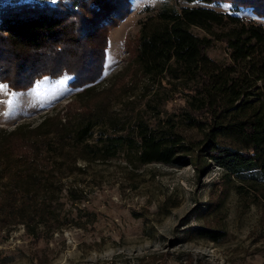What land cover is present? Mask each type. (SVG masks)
<instances>
[{
    "label": "trees",
    "instance_id": "16d2710c",
    "mask_svg": "<svg viewBox=\"0 0 264 264\" xmlns=\"http://www.w3.org/2000/svg\"><path fill=\"white\" fill-rule=\"evenodd\" d=\"M175 3L147 7L132 60L145 90L161 100L183 93L186 106L148 120L92 101L109 30L131 12L132 0H0V82L26 89L44 76L73 75L71 86H85L76 100L92 101L75 123L57 112L31 128H0V234L22 225L42 239L60 220L54 205L64 174L81 170L79 160L121 152L145 164L192 165L201 174L216 165L224 186L264 206V25L238 14L246 7L264 16V0ZM220 3L234 11L206 6ZM216 42L226 45L227 61L207 53ZM192 233L212 241L226 234L208 226Z\"/></svg>",
    "mask_w": 264,
    "mask_h": 264
},
{
    "label": "rangeland",
    "instance_id": "374dc122",
    "mask_svg": "<svg viewBox=\"0 0 264 264\" xmlns=\"http://www.w3.org/2000/svg\"><path fill=\"white\" fill-rule=\"evenodd\" d=\"M175 4L132 0L131 12L109 30L104 71L91 84L97 89L94 103L107 104L116 115L148 120L157 111L162 117L182 111L185 95L165 94L168 98L161 100L157 92L145 90L146 79L138 76L132 60L140 20L151 12L147 7ZM206 6L234 11L228 3ZM238 14L264 25V16L251 8ZM207 53L228 60L222 42ZM73 79L44 76L26 89L0 82L7 85L0 90V128H31L57 112L77 122L79 111L92 101L76 100L85 86L74 88ZM78 165L81 170L62 177L54 205L60 220L44 230L42 239L22 225L4 231L0 264H264V206L248 204L233 185L224 186L221 167L212 165L201 174L192 165L145 164L124 152ZM197 226L226 234L219 241L201 238L192 233Z\"/></svg>",
    "mask_w": 264,
    "mask_h": 264
},
{
    "label": "snow or ice",
    "instance_id": "6c2138e0",
    "mask_svg": "<svg viewBox=\"0 0 264 264\" xmlns=\"http://www.w3.org/2000/svg\"><path fill=\"white\" fill-rule=\"evenodd\" d=\"M53 3L56 2V0H52ZM7 88V85L0 84V90Z\"/></svg>",
    "mask_w": 264,
    "mask_h": 264
}]
</instances>
